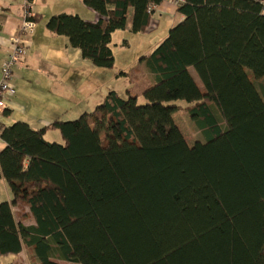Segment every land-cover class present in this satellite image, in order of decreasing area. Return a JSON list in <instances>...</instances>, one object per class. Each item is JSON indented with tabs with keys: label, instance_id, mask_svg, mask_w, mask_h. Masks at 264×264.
Here are the masks:
<instances>
[{
	"label": "trees",
	"instance_id": "obj_1",
	"mask_svg": "<svg viewBox=\"0 0 264 264\" xmlns=\"http://www.w3.org/2000/svg\"><path fill=\"white\" fill-rule=\"evenodd\" d=\"M163 1L84 0L97 23L60 14L47 28L113 69V33L130 10L132 32H144ZM178 13L144 58L145 104L111 91L73 121L0 124V179L13 197L0 203V258L27 249L37 264H264L262 0H184ZM178 101L191 104L194 144L175 122Z\"/></svg>",
	"mask_w": 264,
	"mask_h": 264
},
{
	"label": "crops",
	"instance_id": "obj_2",
	"mask_svg": "<svg viewBox=\"0 0 264 264\" xmlns=\"http://www.w3.org/2000/svg\"><path fill=\"white\" fill-rule=\"evenodd\" d=\"M25 3L26 0H0V81L4 62L11 50V39L18 33L22 24ZM33 4L37 29L30 38L31 46L23 56L22 62L14 69V91L8 100L7 108L0 111V124L10 126L16 122H26L34 130L46 128L56 121H73L85 113L92 112L111 91L122 95V90L114 87L116 83L123 81L122 79L130 80L128 87L127 83L125 84L126 92L129 91L139 98L147 87L144 76L148 75V72L144 58L150 56L169 32L184 20V16L178 13L179 6L164 0L155 8V14L151 17L147 29L135 34L132 32L130 10L124 32L117 30L112 35V43L116 42L115 50H127L132 47L134 41H138L141 46L143 43H149V47L140 54L137 65H132L129 71L121 70L117 74L112 69L95 67L82 56L80 49L71 46L68 38L56 35L47 28L48 20L60 14L78 15L87 22L97 23L101 19L99 14L87 7L84 0H33ZM111 47L116 65L117 57L112 44ZM112 73H115V76ZM54 131L57 130H47L45 138L52 135L59 142L56 137L60 135L62 139V136L60 132L54 134ZM5 147L6 144L0 139V152ZM12 200L8 185L0 179V202ZM15 209H18L21 216L29 213L28 208L22 209L19 204ZM19 221L21 219H18ZM27 221L31 223L27 224ZM23 222L25 225L34 223L31 218H25ZM28 252L32 264H37L27 249L19 255L6 257L16 256L22 261ZM1 262L0 260V264ZM8 264L22 263L10 260Z\"/></svg>",
	"mask_w": 264,
	"mask_h": 264
},
{
	"label": "rangeland",
	"instance_id": "obj_3",
	"mask_svg": "<svg viewBox=\"0 0 264 264\" xmlns=\"http://www.w3.org/2000/svg\"><path fill=\"white\" fill-rule=\"evenodd\" d=\"M122 32H124V30H121ZM131 36V35H130ZM128 39V38H127ZM116 42H113L112 43V46L115 50V44ZM122 43V42H121ZM149 43H143L142 46L139 44L138 41H134V43L132 44V47L127 49V50H123V51H120L119 50H115V54H116V57H117V62H116V65L114 67L113 72L115 73H119L121 70H126V71H129L130 70V67L133 65H137L136 63H138L140 61V54L141 53H144L143 51H146L148 50V46ZM141 48H142V52H141ZM139 55V57H138ZM137 60V62H134V60ZM194 76L196 77V80L199 81L198 77L196 76L195 74V71L192 70ZM115 73H112L114 76H115ZM119 78H122V77H119ZM123 81H119L118 83L115 84L114 87H118V89H121L122 90V95L125 96L126 95V86L125 84L127 83V87L128 85L130 84V80L127 79H122ZM114 85V84H112ZM138 89V88H137ZM139 103L140 104H145L146 101L143 97V95H141L139 97ZM173 105H177V106H180L182 110H180L179 112H177L174 116L175 118V122L177 123V125L179 126V128L182 130L183 134L186 136L188 142L190 144H194L196 141L200 140L201 139V133L197 127V125L194 123V121L191 119L190 117V114L187 110V107L191 106V104H188L187 102H184V101H178V102H175L173 103ZM56 133L54 134H59V131H54ZM56 136V135H54ZM58 138L56 137V139H59V143H62L63 142V139H60V135H57ZM48 141L50 142H54V141H57L58 140H55V137H53L52 135H49L47 138H46ZM6 202V201H4ZM1 203V202H0ZM15 211L18 213V209H15ZM31 223V221H27V224ZM0 260L2 261L1 263H5V264H8L9 261H18L19 263H22V264H32V261H31V257H30V254L29 252L26 253V255L24 256V259H22V261L19 260V258H17L16 256H10V257H1ZM69 264V263H67Z\"/></svg>",
	"mask_w": 264,
	"mask_h": 264
},
{
	"label": "built area",
	"instance_id": "obj_4",
	"mask_svg": "<svg viewBox=\"0 0 264 264\" xmlns=\"http://www.w3.org/2000/svg\"><path fill=\"white\" fill-rule=\"evenodd\" d=\"M264 12V0H262ZM33 1L26 0L24 16L18 33L11 39V50L4 62L0 81V111L7 108L10 96L13 94L14 69L22 62V58L31 46L30 38L35 34L37 22ZM151 10V8H150Z\"/></svg>",
	"mask_w": 264,
	"mask_h": 264
},
{
	"label": "bare ground",
	"instance_id": "obj_5",
	"mask_svg": "<svg viewBox=\"0 0 264 264\" xmlns=\"http://www.w3.org/2000/svg\"><path fill=\"white\" fill-rule=\"evenodd\" d=\"M169 1L172 2L174 5L179 6V7L184 3V0H169ZM155 8L156 7H154V6L151 7V10L149 9V12L150 13L155 12Z\"/></svg>",
	"mask_w": 264,
	"mask_h": 264
}]
</instances>
